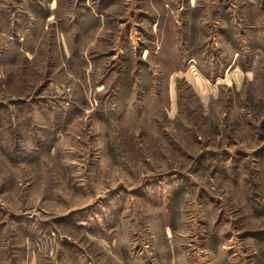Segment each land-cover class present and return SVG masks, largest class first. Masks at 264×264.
<instances>
[{"label": "rangeland", "instance_id": "rangeland-1", "mask_svg": "<svg viewBox=\"0 0 264 264\" xmlns=\"http://www.w3.org/2000/svg\"><path fill=\"white\" fill-rule=\"evenodd\" d=\"M0 264H264V0H0Z\"/></svg>", "mask_w": 264, "mask_h": 264}]
</instances>
